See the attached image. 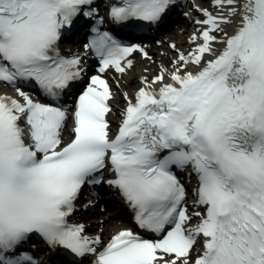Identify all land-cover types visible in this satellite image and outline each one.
<instances>
[{
  "label": "snow or ice",
  "instance_id": "1",
  "mask_svg": "<svg viewBox=\"0 0 264 264\" xmlns=\"http://www.w3.org/2000/svg\"><path fill=\"white\" fill-rule=\"evenodd\" d=\"M203 2L190 47L142 70L113 131L107 74L156 63L144 41L164 43L152 33L178 0H104L106 16L97 0H0V264H264V0ZM78 25L96 75L63 53ZM104 185L136 229L106 243L73 222Z\"/></svg>",
  "mask_w": 264,
  "mask_h": 264
},
{
  "label": "bare ground",
  "instance_id": "2",
  "mask_svg": "<svg viewBox=\"0 0 264 264\" xmlns=\"http://www.w3.org/2000/svg\"><path fill=\"white\" fill-rule=\"evenodd\" d=\"M200 5L202 7H207V4L203 2V0H199ZM187 9L184 10L183 16L179 20L184 24V29L178 28L173 31L165 33L161 37V41L163 44L156 45V43L149 44V53L156 59L155 64H151L148 61H144L141 59L139 54L134 56L135 59V68L128 73L127 76L120 77L119 74L114 72H110L107 74L109 78L110 84H112L113 92L115 93V99L110 101L113 105L114 114H109V120L112 121V126H114L119 121V112L121 107L125 106V101L123 100V93L127 92L130 96L134 93V91L139 87V78L143 74L142 70L147 67L150 69L149 75L154 74L157 64L163 63L165 65L168 64L169 57L173 55L172 51L167 47L170 43H176L178 47L181 49H187L190 45L187 43L189 35L194 30V24L192 22L191 17H195L197 13L193 9V3H187ZM185 13H190L191 17L186 16ZM164 53L165 55H161ZM72 54V53H69ZM120 81V88L117 89L115 86V81ZM13 89L6 87L0 84V93H8L12 94ZM71 123L69 122L68 128L65 130L64 136L67 139V135L70 131ZM75 222L82 223L85 225L86 234L90 237H94L96 235H100L104 241H106L112 234L116 233L119 230H123L126 228H130V223L126 222L124 218L115 219L110 216H98L97 218H89V217H81L80 220H75Z\"/></svg>",
  "mask_w": 264,
  "mask_h": 264
}]
</instances>
